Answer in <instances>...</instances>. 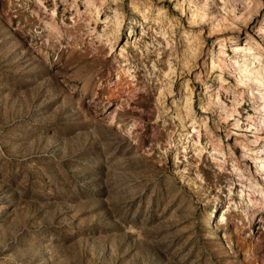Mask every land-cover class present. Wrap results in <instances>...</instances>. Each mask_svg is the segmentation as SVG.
I'll return each instance as SVG.
<instances>
[{
    "label": "rangeland",
    "instance_id": "1",
    "mask_svg": "<svg viewBox=\"0 0 264 264\" xmlns=\"http://www.w3.org/2000/svg\"><path fill=\"white\" fill-rule=\"evenodd\" d=\"M262 169L264 0H0V264H264Z\"/></svg>",
    "mask_w": 264,
    "mask_h": 264
},
{
    "label": "bare ground",
    "instance_id": "2",
    "mask_svg": "<svg viewBox=\"0 0 264 264\" xmlns=\"http://www.w3.org/2000/svg\"><path fill=\"white\" fill-rule=\"evenodd\" d=\"M263 109V108H262ZM259 167V166H258ZM262 167H263V165H262ZM261 168V167H260ZM263 170V169H262ZM264 171V170H263Z\"/></svg>",
    "mask_w": 264,
    "mask_h": 264
}]
</instances>
